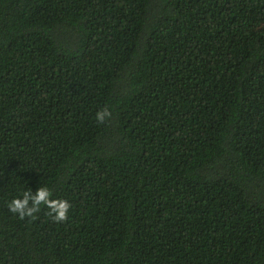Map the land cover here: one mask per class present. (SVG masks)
I'll return each instance as SVG.
<instances>
[{
  "label": "trees",
  "instance_id": "obj_1",
  "mask_svg": "<svg viewBox=\"0 0 264 264\" xmlns=\"http://www.w3.org/2000/svg\"><path fill=\"white\" fill-rule=\"evenodd\" d=\"M0 264H264V0H0Z\"/></svg>",
  "mask_w": 264,
  "mask_h": 264
},
{
  "label": "clouds",
  "instance_id": "obj_2",
  "mask_svg": "<svg viewBox=\"0 0 264 264\" xmlns=\"http://www.w3.org/2000/svg\"><path fill=\"white\" fill-rule=\"evenodd\" d=\"M111 117L110 110L105 107L96 112L95 119L103 123ZM51 192L46 186L36 189V191H25L22 196L12 198L8 202V209L11 213L17 214L20 219L25 217H34L38 213L41 206H46L49 210L48 215L54 221L62 222L67 219L68 211L71 207L69 202L64 199H50Z\"/></svg>",
  "mask_w": 264,
  "mask_h": 264
}]
</instances>
